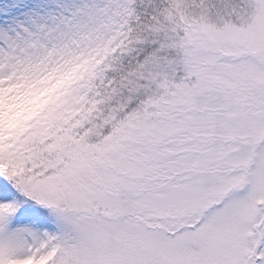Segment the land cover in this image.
<instances>
[{"label":"snow or ice","instance_id":"snow-or-ice-1","mask_svg":"<svg viewBox=\"0 0 264 264\" xmlns=\"http://www.w3.org/2000/svg\"><path fill=\"white\" fill-rule=\"evenodd\" d=\"M0 264H264V0H0Z\"/></svg>","mask_w":264,"mask_h":264}]
</instances>
